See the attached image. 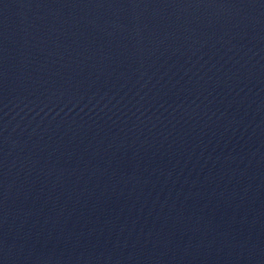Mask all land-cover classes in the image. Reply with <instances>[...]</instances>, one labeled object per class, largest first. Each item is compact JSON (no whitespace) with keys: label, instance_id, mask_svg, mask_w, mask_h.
Listing matches in <instances>:
<instances>
[{"label":"water","instance_id":"obj_1","mask_svg":"<svg viewBox=\"0 0 264 264\" xmlns=\"http://www.w3.org/2000/svg\"><path fill=\"white\" fill-rule=\"evenodd\" d=\"M0 264H264V0H0Z\"/></svg>","mask_w":264,"mask_h":264}]
</instances>
